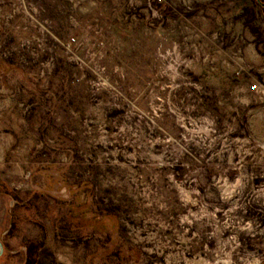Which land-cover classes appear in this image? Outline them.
Here are the masks:
<instances>
[{
    "label": "rangeland",
    "instance_id": "rangeland-1",
    "mask_svg": "<svg viewBox=\"0 0 264 264\" xmlns=\"http://www.w3.org/2000/svg\"><path fill=\"white\" fill-rule=\"evenodd\" d=\"M3 173L86 264H264V0H0Z\"/></svg>",
    "mask_w": 264,
    "mask_h": 264
},
{
    "label": "crops",
    "instance_id": "crops-1",
    "mask_svg": "<svg viewBox=\"0 0 264 264\" xmlns=\"http://www.w3.org/2000/svg\"><path fill=\"white\" fill-rule=\"evenodd\" d=\"M12 174H0V264H86L91 253L86 257L74 237H65L56 228L39 230L37 226L36 189L52 190L53 186L29 185L30 189H23L25 185L11 181ZM47 202L44 197L43 205Z\"/></svg>",
    "mask_w": 264,
    "mask_h": 264
},
{
    "label": "water",
    "instance_id": "water-1",
    "mask_svg": "<svg viewBox=\"0 0 264 264\" xmlns=\"http://www.w3.org/2000/svg\"><path fill=\"white\" fill-rule=\"evenodd\" d=\"M34 186V185H33ZM1 252H2V245L0 243V255H1Z\"/></svg>",
    "mask_w": 264,
    "mask_h": 264
},
{
    "label": "flooded vegetation",
    "instance_id": "flooded-vegetation-1",
    "mask_svg": "<svg viewBox=\"0 0 264 264\" xmlns=\"http://www.w3.org/2000/svg\"><path fill=\"white\" fill-rule=\"evenodd\" d=\"M52 186L54 187V185H52ZM40 190H41V191H43V189H42V188H41ZM41 196H44V193H41Z\"/></svg>",
    "mask_w": 264,
    "mask_h": 264
}]
</instances>
